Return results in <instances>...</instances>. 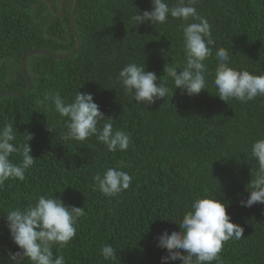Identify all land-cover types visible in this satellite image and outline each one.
Returning <instances> with one entry per match:
<instances>
[{
    "label": "trees",
    "instance_id": "trees-1",
    "mask_svg": "<svg viewBox=\"0 0 264 264\" xmlns=\"http://www.w3.org/2000/svg\"><path fill=\"white\" fill-rule=\"evenodd\" d=\"M49 1L58 12L60 0ZM72 4L64 0L58 17L42 0H0V93H20L0 97V124L12 123L20 141L32 134L36 158L23 181H6L0 189V213L54 195L85 209L75 237L66 247L53 249L66 264H161L167 252L157 247V235L178 230L176 223L195 196L216 195L244 232L241 239L225 242L220 261L212 264H264V204L239 203L249 195L247 184L258 168L250 151L251 143L264 137V97L227 102L216 95L213 82L215 51L221 46L229 51L230 66L264 72V0H199L197 11L207 18L215 44L205 61L207 90L193 96L174 89L165 73V65L184 63L179 20L133 26L132 15L150 10L151 0H78L73 24L79 50L60 59L28 55L31 87L25 91L19 69L25 51L63 54L76 47L69 26ZM129 62H144L146 71L167 80L168 96L146 105L125 93L117 76ZM48 89L59 90L69 102L78 90L91 93L104 122L112 117L114 130L131 134L129 148L109 152L94 136L63 142L64 118L37 103ZM49 123L56 131L47 130ZM12 159L19 157L13 154ZM121 160L132 183L116 197H105L93 177ZM5 215L0 214V259L7 264V252L18 248ZM103 244L116 249L115 260L99 254Z\"/></svg>",
    "mask_w": 264,
    "mask_h": 264
},
{
    "label": "clouds",
    "instance_id": "clouds-1",
    "mask_svg": "<svg viewBox=\"0 0 264 264\" xmlns=\"http://www.w3.org/2000/svg\"><path fill=\"white\" fill-rule=\"evenodd\" d=\"M198 3L199 0H175L172 4L169 0H151L150 10L141 12L139 9L131 17L133 26L146 22L152 26L164 24L169 17L181 22L178 27L182 32L184 63L182 66L165 65V73L171 78L174 89H180L181 93L186 92L189 96L207 90L206 77L210 73L205 61L213 55L212 46L215 44L207 18L197 11ZM215 59L213 82L220 99L247 103L258 96L264 97V72L256 74L230 66L229 51L223 46L216 49ZM117 82L125 93L133 95L136 102L146 105L166 98L170 92L167 80L153 71H146L144 62L127 63L119 71ZM41 96L37 102L39 105L64 118L63 142H83L94 136L113 153L125 152L132 143L130 133L113 129L112 117H107L104 122L106 116L91 93L78 90L70 102L62 97L59 90L48 89ZM47 130L54 131L55 126L49 123ZM32 139L33 135L27 133L20 141L12 123L0 124V189L4 188L6 181H23L26 171L36 163L29 143ZM13 154L19 157L15 162ZM250 155L258 162V168L247 184L249 195L239 201L243 207L264 204V137L251 143ZM126 167L128 165L121 160L117 167L95 174L96 189L108 198L127 190L133 176L123 170ZM0 214H6L5 226L18 248L7 252V264H66L65 257L54 254L53 249L66 247L75 237L78 220L85 215V209L66 205L54 195H40L26 207L9 208ZM176 224L178 230L170 234L164 230L156 237L157 247L167 252L161 257V264L176 260L181 264L219 262L224 243L230 239H241L244 232L243 227L232 222L226 204L216 195L195 196ZM99 254L105 260L116 259V249L110 244H103ZM0 264H4L2 259Z\"/></svg>",
    "mask_w": 264,
    "mask_h": 264
},
{
    "label": "water",
    "instance_id": "water-1",
    "mask_svg": "<svg viewBox=\"0 0 264 264\" xmlns=\"http://www.w3.org/2000/svg\"><path fill=\"white\" fill-rule=\"evenodd\" d=\"M43 2H45L49 8V10L51 12H53L56 16L60 17L63 15V0H60V3H59V11L56 12L55 8L53 7L52 3L49 1V0H42ZM77 3H78V0H73V5H72V8H71V11H70V14H69V26H70V29L72 31V33L74 34L75 36V39H76V47L70 51V52H67V53H63V54H57V53H51V52H47V51H44L42 49H38V48H35V49H29L27 51H25L21 56H20V59H19V69L25 79V82H26V90L27 91L30 87H31V81H30V78H29V75H28V72L26 71V67H25V58L30 55V54H44V55H48V56H51V57H54V58H66V57H69L71 55H73L74 53H76L80 46H81V43H80V39L78 37V34L75 30V27H74V24H73V16H74V11H75V8L77 6ZM20 93L19 92H14V93H0V97L2 96H15V95H19Z\"/></svg>",
    "mask_w": 264,
    "mask_h": 264
}]
</instances>
